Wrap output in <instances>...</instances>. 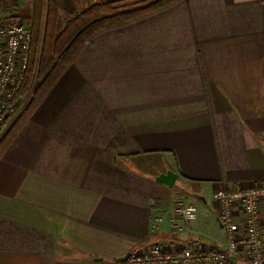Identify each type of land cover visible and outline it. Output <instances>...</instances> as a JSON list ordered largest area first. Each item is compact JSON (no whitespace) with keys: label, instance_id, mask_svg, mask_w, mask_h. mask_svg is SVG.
<instances>
[{"label":"crops","instance_id":"0c3cea01","mask_svg":"<svg viewBox=\"0 0 264 264\" xmlns=\"http://www.w3.org/2000/svg\"><path fill=\"white\" fill-rule=\"evenodd\" d=\"M93 1L62 0L58 31ZM30 3L0 0V19L26 22ZM261 183L264 0H182L95 36L3 153L0 264L222 249L214 189ZM179 200L194 220L171 218Z\"/></svg>","mask_w":264,"mask_h":264},{"label":"built area","instance_id":"2783aa9c","mask_svg":"<svg viewBox=\"0 0 264 264\" xmlns=\"http://www.w3.org/2000/svg\"><path fill=\"white\" fill-rule=\"evenodd\" d=\"M31 30L19 20L0 19V138L21 107L14 96L29 62ZM217 216L226 234L225 247L204 249L153 243L131 250L124 261L113 264H264V235L261 230L264 214V184L218 187L213 191ZM173 217L182 221L194 220L198 215L194 204L179 200ZM162 216L151 217L152 231L157 230ZM175 227L178 226L173 221ZM187 242V240H186Z\"/></svg>","mask_w":264,"mask_h":264},{"label":"trees","instance_id":"16d2710c","mask_svg":"<svg viewBox=\"0 0 264 264\" xmlns=\"http://www.w3.org/2000/svg\"><path fill=\"white\" fill-rule=\"evenodd\" d=\"M62 0H32L29 62L15 99H25L0 138V158L81 50L98 34L150 17L182 0H94L57 29Z\"/></svg>","mask_w":264,"mask_h":264},{"label":"water","instance_id":"95a60500","mask_svg":"<svg viewBox=\"0 0 264 264\" xmlns=\"http://www.w3.org/2000/svg\"><path fill=\"white\" fill-rule=\"evenodd\" d=\"M175 172L171 170H167L165 173H160L155 179L159 182H163L168 186H171L175 179ZM130 255V251L126 252L123 256H120L116 259V261H124Z\"/></svg>","mask_w":264,"mask_h":264},{"label":"rangeland","instance_id":"374dc122","mask_svg":"<svg viewBox=\"0 0 264 264\" xmlns=\"http://www.w3.org/2000/svg\"><path fill=\"white\" fill-rule=\"evenodd\" d=\"M31 6H32V0H31V3H30V8H29V10L28 11H26V16H27V18H28V20L26 21V22H24V23H27L29 26H30V24H29V19H30V15H31ZM20 21H22V20H20ZM57 26H58V20H57ZM21 102H22V105H21V107L18 109V112H19V110H21V108L23 107V105H24V103H25V99H21ZM150 227H151V222H150Z\"/></svg>","mask_w":264,"mask_h":264}]
</instances>
